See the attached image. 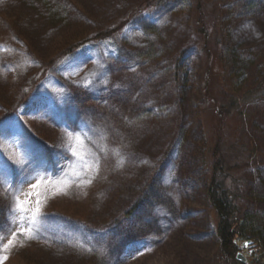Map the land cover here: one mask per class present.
Wrapping results in <instances>:
<instances>
[{"label":"rangeland","instance_id":"374dc122","mask_svg":"<svg viewBox=\"0 0 264 264\" xmlns=\"http://www.w3.org/2000/svg\"><path fill=\"white\" fill-rule=\"evenodd\" d=\"M137 2L0 0V264H76L81 259L95 263L96 256L112 255L114 238L121 234L125 242L115 247L120 264H211L216 249L214 214L199 166L188 158L185 142L188 133L198 135L201 121L204 124L201 54L191 67L193 89L180 123L184 135L157 163L151 182L144 187L135 173L141 172L145 158L130 171L134 177L127 181H133V190L125 188L124 195L114 192V185L118 187L120 180L125 183L126 178L120 179L124 173L104 166L103 160L111 155L117 166L125 160L118 144L110 143L116 124L97 125L87 109L94 102L85 103L89 96L108 92V99L117 101L111 103L113 119L136 127L141 139L136 148L147 146L142 153L155 155L150 151L163 145L160 134L174 125L136 119V111L127 108L136 96L124 88L129 81L136 82L148 99V84L161 76V63L191 37L185 14L148 12L165 47L157 60L133 62L118 74L113 60L122 46L120 37L136 45L155 40L154 35L139 31L133 19L115 38L89 41L71 55L57 56L64 44L119 24ZM229 9L223 29L227 49L236 48L250 58L264 50V12L256 11V3L251 11L237 3ZM54 56L52 67L41 74ZM263 70L264 61L254 62L242 77L249 84ZM212 71L220 73L222 84L220 60H215ZM225 82L234 89L237 81ZM172 110H178L176 104ZM245 111L244 118L253 120L252 126L245 121L246 129L264 144V99L251 102ZM139 124L145 125L138 128ZM108 178L111 190L102 189ZM136 197L142 202L128 221L104 226L108 212L116 220ZM110 236L114 238L108 248ZM250 249L243 248L247 259L253 253Z\"/></svg>","mask_w":264,"mask_h":264},{"label":"trees","instance_id":"16d2710c","mask_svg":"<svg viewBox=\"0 0 264 264\" xmlns=\"http://www.w3.org/2000/svg\"><path fill=\"white\" fill-rule=\"evenodd\" d=\"M236 3L240 9L248 11L255 9L256 3V11L264 12V0H138L127 18L119 24L98 31L94 35L84 37L82 35L69 44H64L57 56L71 55L89 41L115 38L125 25L136 20L139 31L148 36L154 35L155 40L151 41L148 38L146 44L136 45L120 37L122 46L119 47L118 55L113 60L115 70H119L115 71V74H118L133 62L144 64L157 60L162 48L165 47L160 43L163 40L162 35L159 40L156 36L159 33L158 25L147 17L148 12L163 10L166 13L162 12L167 16L174 12L185 14L187 20L185 22L190 27L191 37L187 39V44L170 59L163 62L164 64L161 63V76L148 84L151 92V95L147 93L148 99L142 96V93L146 92L140 91L136 82L129 81L128 87L124 88L130 94L134 92L136 96L135 100L131 99L132 104L127 107L128 110L136 111V119L159 123L162 126L174 125L170 132L165 128L163 134H160L163 145L150 151L155 155L142 153L147 151V146L142 150L136 148L137 142L141 140L136 127H129L113 119V112L110 111L113 107L111 103L117 104V101L109 100L106 94L108 92L99 97L89 96L85 99V103L94 102V105L90 104L87 109L91 111L93 115L91 118L97 125L99 123L106 128L110 122L116 124L114 127L116 131L111 134L110 143L118 144L120 153L125 156V160L119 164L120 167L113 164L111 155L106 156L103 165L111 169L114 167V170L119 169L118 171L124 173L120 179L126 178L125 183L120 180L122 183H118V187L114 185V192L117 194H121L127 187L128 192L133 190L131 186L133 181H127L134 177L130 171L135 168L137 161H143L144 158L146 160L141 165V172H134L135 179L138 178V184H142L143 187L151 182L157 163L169 154L175 141L182 139L184 135L185 129L180 123L189 102V92L193 89L191 67L195 64L197 56L201 54L205 67V74L202 76V93L206 105L201 111L204 124L201 121L198 135L188 133L185 142L188 158L199 166L200 180L204 183L206 199L214 214L216 249L211 256V264H264V144L256 140L250 128L247 130L245 127L246 120L249 126L253 125V120L249 117L244 118L247 105L264 99V70L258 80L249 84L246 83V78L242 77L246 74L249 65L254 62L257 65L261 60L264 61V50L259 51V53L263 52L262 57H259L258 53L250 58L238 53L236 48L227 49L223 39L226 34L223 30L224 23L230 17L229 8ZM221 44H223L222 48ZM57 56L48 61L41 74L44 75L52 67ZM216 59L220 60L221 74L224 76L222 84L219 79L220 73L215 75L212 71ZM227 79L237 81L234 89L227 87L225 82ZM29 95L30 92L27 97ZM170 95H172L171 102ZM175 104L178 110L173 111ZM117 123L120 124V128L117 127ZM141 125L145 124L137 125L138 128ZM258 128H261L260 125ZM152 161L154 162L150 166ZM105 181L107 184L105 187L102 186V189L111 190V180L108 178ZM124 194L126 192L122 195ZM140 200L141 197L139 199L136 197L132 206L114 221H112L113 216L108 212L104 226L111 227L116 223L128 221L138 211L142 202ZM122 235L116 238L110 236L106 247L110 248L109 243L112 238L117 239L114 243L115 247L122 244L123 240L125 242L126 237ZM244 240L252 241L250 248L255 254L252 253L247 263L236 260V253L240 250L236 242ZM115 247L112 255L96 256L98 261L95 263L81 259L76 264H120V258L116 255L118 250H115ZM110 255L111 259H108Z\"/></svg>","mask_w":264,"mask_h":264},{"label":"water","instance_id":"95a60500","mask_svg":"<svg viewBox=\"0 0 264 264\" xmlns=\"http://www.w3.org/2000/svg\"><path fill=\"white\" fill-rule=\"evenodd\" d=\"M236 243H237V242H236ZM251 243H252L251 240H247V241H245V242H242V243H241V246H242V247H246L247 245H249V244H251ZM236 259L239 260V261H241V262H247V258H246V256L242 253V251L237 252V254H236Z\"/></svg>","mask_w":264,"mask_h":264},{"label":"snow or ice","instance_id":"6c2138e0","mask_svg":"<svg viewBox=\"0 0 264 264\" xmlns=\"http://www.w3.org/2000/svg\"><path fill=\"white\" fill-rule=\"evenodd\" d=\"M19 206V205H18ZM38 211V210H37ZM9 244H11V241H9Z\"/></svg>","mask_w":264,"mask_h":264},{"label":"bare ground","instance_id":"6f19581e","mask_svg":"<svg viewBox=\"0 0 264 264\" xmlns=\"http://www.w3.org/2000/svg\"><path fill=\"white\" fill-rule=\"evenodd\" d=\"M238 242V241H237Z\"/></svg>","mask_w":264,"mask_h":264}]
</instances>
